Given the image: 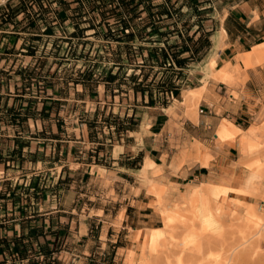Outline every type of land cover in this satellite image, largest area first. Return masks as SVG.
Wrapping results in <instances>:
<instances>
[{"label": "crops", "instance_id": "0c3cea01", "mask_svg": "<svg viewBox=\"0 0 264 264\" xmlns=\"http://www.w3.org/2000/svg\"><path fill=\"white\" fill-rule=\"evenodd\" d=\"M6 1L10 11L16 12L9 22L0 23V70L7 71L9 75L15 68L34 65L31 56L25 54L27 36H40L43 42L46 38L48 40L57 38L62 25L67 24L71 27L68 33L73 30L74 16L77 12L72 8L77 2ZM208 6L210 9L205 14L210 25L208 47L199 61L189 63L182 69L184 72L179 80L181 94L176 101L183 107V111L174 110L172 115L167 112L168 105L132 103L122 114H118L119 116L132 114L136 121L132 129L115 132L106 127L94 128L95 132H91V138L88 136L86 125L80 122L77 136L74 130H71L64 140L62 130L56 125L55 130L51 128L40 130L46 135L44 139L52 143H48L47 158L44 156L43 161L36 162L44 164L46 159L51 160L44 169L47 171L52 169L54 179L52 183L56 184L59 181L58 184H61L60 180L65 176L70 179L65 180L62 187H54L50 195L55 201L51 206L53 208L34 210L35 212L24 217L25 220H20L17 215L2 222L0 245H3L4 238L8 248L0 250V264L10 260L16 263L17 255L12 248L13 242L16 245L22 242L28 248L31 246L38 249L42 246L54 249L50 250L45 259H42L43 255L40 254L38 264L47 262L50 258L63 260L65 257L76 264H113L116 256L112 248L118 244L111 243L112 240L115 242V239L107 237V231L115 230L114 235H117L119 229H113L111 227L113 224L105 219L106 207L100 205L98 200L95 202L89 200L99 199L94 195L96 192L87 190L92 181L97 183L107 179L113 190L117 183L126 182V179L132 181L135 186V180H131L132 174L129 173L142 171L143 174H156L160 167L162 173L166 174V183L177 190L185 184L201 182L179 195L181 203L191 199L193 193H198V188L203 185L217 186L230 191L234 189L242 193L239 188L213 184L208 180L217 175L220 168L228 167L230 162L235 161L238 143L244 149L246 147L250 150L258 134V128L251 124L255 123L258 116L264 117V0H214ZM1 12L0 8V14ZM92 14L93 11L84 9L81 19L93 18L95 22L98 21V16ZM82 24L87 25L86 22ZM42 44L37 46L36 54L43 48ZM11 79L12 76L7 80ZM13 83L17 85L20 82ZM59 85L58 83L57 87H60ZM100 90L102 96L106 98L102 84H97L95 93L90 95L77 90L74 93L80 97L79 101L82 103H85V100L93 103L94 112L96 107L98 110L103 108L102 105L99 106L98 101ZM46 94L51 95L47 99L52 101L66 100V93L62 89L58 92L54 90L53 94L50 92ZM82 96L86 99H81ZM240 133L243 135L240 136ZM233 136L232 142L216 139ZM169 138H172L173 145L169 144ZM174 142L178 145L176 149L172 148ZM65 152L68 155L72 153V163L77 166L68 168L67 163L62 162ZM83 153H86L87 157L80 156ZM132 159L137 160L138 167L128 168L119 163ZM119 173L121 174L118 175ZM47 174L44 173L46 177H50ZM65 186L69 188L65 189ZM140 193L141 189H138L131 198L138 202ZM115 195L116 199L119 198L118 194ZM201 195L203 194L196 197L201 198ZM148 196L150 194L143 193L141 198ZM100 197L108 201L112 199L111 196ZM37 199L39 202L40 196ZM132 207L130 204L124 205L121 229L125 226H133L134 230L140 229L137 227L139 225L133 222ZM138 208L148 207L146 202H143V206L138 205ZM96 211H100L101 214H97ZM5 213L10 214L7 211ZM128 214H131V217ZM161 228L148 227L142 241L144 235L148 234L147 231ZM117 240L119 238H116V243ZM150 242L151 234L148 246ZM109 244L112 253H108L103 247ZM131 253L133 257V251H130L126 264L137 262L144 254L141 251L137 260L133 261Z\"/></svg>", "mask_w": 264, "mask_h": 264}, {"label": "rangeland", "instance_id": "374dc122", "mask_svg": "<svg viewBox=\"0 0 264 264\" xmlns=\"http://www.w3.org/2000/svg\"><path fill=\"white\" fill-rule=\"evenodd\" d=\"M156 4L160 5L155 6ZM177 7L179 10L176 13L174 9ZM162 9L170 12L171 15L168 14L167 17L163 16L161 20L156 21L159 31L164 32L160 35L154 33L145 40L135 39L129 45H125L122 42L112 40L104 41L91 37L87 38L86 44L81 47L78 45L79 40H70V46L77 51L80 48L88 50V58H92V61H88L90 63H82V59L76 61H61L62 63L55 70V74L59 77L58 82L60 88L66 93V100L51 101L47 99L50 97V94L36 93L37 88L34 85L29 87V93H25V97L41 94L38 100L44 99L46 102H59L60 104L57 106V114L55 117L52 113L54 106L51 105V112L48 118H36L35 120L27 118L22 124L19 135L4 120L0 121L1 156H6L14 148V140L29 141L28 147L22 148L24 155L21 163H9L7 169H3L2 165H0V192L6 193L5 196H7L5 199L0 200V223L4 222V218L6 217L18 215V206L20 204L17 201V197H21L22 199L21 206L25 215L32 214L35 212L34 210L53 208L51 206H53L55 201H53V197H50L54 190V183H52L54 180L52 178L53 171L52 169L48 171L44 169L51 160L49 158V160L46 159V163L44 164L42 162H36L38 160L43 161L44 156L47 157L49 155L48 143L52 142L44 139L46 135L40 130H48L49 128L55 130L56 125L62 130V138L64 140L66 139V134L70 133L71 130H74L77 136L79 132V116L85 114L87 120L93 118L94 104L86 100L85 103L79 101L80 97L76 96L74 92L77 90V92L82 93V88L79 84L74 85L70 82V78H78L79 72H85L87 70L90 73L89 78L100 79L107 71L111 73L118 71L116 80L110 85H107L106 98L102 96L100 90L98 101L99 106L102 105L103 108L98 110L96 116L98 123L102 115L105 116L110 112L122 114L123 110L128 109V106L132 103H146L148 93H151V99L154 105L162 106L161 103L165 102L169 106L167 112L172 115H174V110L183 111V107L176 101L179 100L181 94V83L179 81L181 76L176 77L172 73V70L176 69L174 65H171L172 70L168 69L167 66L169 64L167 62H170V50L174 52L178 47L169 49L168 46H179L182 42L191 46L186 36H190L192 41H195L197 38L198 33H193L196 29L194 22L197 20V17L194 12L195 8L188 7L185 4V0L151 1L149 12L153 19L157 18L155 12ZM92 15L97 17V11L94 10ZM146 15L147 11L141 13L140 18L142 20L139 25L145 21L147 18ZM185 21L192 24L187 33L183 31L184 26L182 23ZM200 24L202 31L205 27L209 26V23L206 21H202ZM70 29L71 27L69 25H62L61 30H59L60 33H57L58 37L49 38L50 40H46L43 49H40L46 53V63L41 72L45 76L44 78H49V73L54 71V68L49 65L53 57H56L51 54L53 51L50 50L52 48V40H56L55 42L59 45L56 48L58 49V56H63L64 58L70 57L65 52L68 43L65 42V39H59L63 38L61 36H67ZM57 40L61 41L59 42ZM159 48L163 49L168 55L164 66L158 65L163 61ZM96 55L106 57L107 59L99 60L101 58H97ZM182 56H186V53L180 54L178 57ZM117 60H119V64L121 65L119 69L116 68V65H113L116 64L113 62ZM93 63L94 66L92 67H84L83 65H93ZM180 72L182 75L184 71L182 70ZM10 75H12V79L8 81L5 78L6 76L0 74V110H3L5 106L12 103V94L20 92L19 87L21 85L18 75L12 73ZM132 75L136 77L135 83L130 78ZM168 80L173 85L178 86L176 95L169 93ZM12 81L19 83L16 85L18 91H14ZM136 83H139L138 88L143 90L142 93L140 91L135 92L132 89L133 84ZM83 93L86 94V91ZM81 99H86V97L82 96ZM37 106L39 107L40 104ZM195 111L197 112L196 107ZM251 125L258 128V134L250 150H247L246 147L244 149L238 143V152L235 156V161L230 162V166L228 167L220 168L217 175L210 177V180H208V182L213 184L239 188L242 190V193L236 192L234 189L232 191L222 189L223 191H214L211 194H205L203 192L204 187L201 186L203 189L201 187L198 188L199 192H195V195L193 194V197L188 202L181 203L179 195L201 182L194 181L181 186L177 190L166 183V174L162 173L160 167L156 174H143L142 171L129 173L132 174L130 175L132 176L131 180H135V186L132 181H128L127 179L126 182L117 183L114 190L107 179L97 183L90 182L87 190L96 192L94 195L100 200L93 198H89V200L92 202L98 200L100 205L106 207L105 219H108L113 224L111 226L113 229H119L117 235H114L115 230L107 231V237L115 239V242L112 240L111 243L118 244V246L113 248L111 244L103 246L107 249L108 253H112L111 248L115 250L114 255L116 257L113 264H126V259L130 251H133V257L131 253L133 261L137 260L141 251L144 252L146 257H149L150 247L148 246V241L151 232L147 231L148 234L144 235L143 241L142 236L148 227L159 226L162 227L164 242L161 256L170 257V264H201L202 256L205 254L208 243H211L210 250H212V255L216 262L214 264H264V117L258 116L255 123ZM242 135L240 133V136ZM216 139L217 141L229 140L232 142L234 136L225 139L217 137ZM66 144L68 145L70 143ZM169 144L173 145L172 138H169ZM172 148H178L177 142H174ZM44 150H46V153H44ZM70 154L68 155L65 152L64 155L63 153V157L65 156V158L62 162L67 163L68 168H73L77 165L72 163V153ZM80 156L87 157V154L83 153ZM33 159H36V161H32ZM256 161L259 164L258 166L255 165L256 163H253ZM82 167L85 168V166ZM46 172L48 173L47 176L50 177L44 175ZM121 177L124 178L122 175ZM138 189H141V193L138 202H136L131 197L132 194L138 192ZM32 192H36L35 195ZM114 192L118 194L119 198L116 199ZM143 193L150 194V196L141 198ZM200 194H203L201 198L196 197ZM34 196L37 197L35 198ZM39 196L41 200L38 202L37 198ZM100 196H103V198L111 196L112 199L108 201L107 199H101ZM143 202H146L148 208H138V205L143 206ZM125 204L133 206L131 211L134 214L133 222L139 225L137 227H140V229L134 230L133 226H125L121 229L120 222L123 218ZM5 211L10 214L6 215ZM250 212L251 214L253 212L252 215L255 214L256 217H251ZM96 213L101 214L100 211H96ZM128 215L131 217V214ZM254 219L258 220L255 221ZM116 238H119L117 243ZM180 242L183 243L182 248L184 251L181 260H178L177 256L181 254L179 251L180 246L178 247V243ZM199 247L201 249L200 252L197 251ZM42 264L76 263L66 260L65 257L63 260L62 258L61 260L55 259L54 262L45 261ZM162 264H165L164 260Z\"/></svg>", "mask_w": 264, "mask_h": 264}, {"label": "trees", "instance_id": "16d2710c", "mask_svg": "<svg viewBox=\"0 0 264 264\" xmlns=\"http://www.w3.org/2000/svg\"><path fill=\"white\" fill-rule=\"evenodd\" d=\"M76 1L77 4L72 9L76 11L75 21L73 22V30L68 33L67 36L59 39H65V42L68 43V47L66 48V54H68L70 57H63L58 56V44L55 42L56 40H52L51 45L52 48H50L51 51H53L51 54L53 56V60L50 62V66L54 68L53 72L49 73V78H44L45 76L41 74L43 71V68L45 66V51L40 50L39 54H36L35 51L37 50V46L42 44L45 45L47 38L42 42L40 36L32 35L27 36V45L25 47V54L31 56V58L34 60V65L32 67L26 66L25 68L21 69H14L12 70V74H16L19 77L20 92H15L12 94V103L8 106H5L3 110H0V121L4 120V122L10 126H12L14 132L19 135L20 129H22V124L27 118L32 119H42V118H48L49 114L51 112L50 107L51 105L54 106L52 113L54 114V117L57 114V106L60 104L59 102H46L44 99L38 100L37 96H40L41 94H35L37 96L29 95L28 97H25V93H29V87L31 85H34L37 90L36 93H43L46 94L50 92L53 94V91L56 90L57 92L61 89L60 87H57V84L59 83V77L55 74V70L61 65V61H67L72 60L76 61L78 59H82V63H90L88 61H92V58H88V50H83V48H80L78 51L70 46L71 39L79 40L78 45L83 47L86 44L85 37H94L97 39H102L104 41H115V42H122L125 45H129V43H132L135 39L136 40H145L148 39L152 34H162L164 32L159 31V27L156 24V21H159L162 19V17H167L168 14L171 15L170 12L167 10H158L155 12L156 19H153L150 15V3L153 0H72ZM214 0H185V4L188 5V7L195 8L194 12L197 17V20H195L194 24L196 26V29L193 31V33H198L197 38L195 41L191 40L190 36H186L187 40L191 43V46H189L187 43L182 42L179 46L173 45L168 46L169 49L178 47L177 50L174 52L170 50L169 54V63L168 69H171V65L175 66V70H172V73L176 75V77H182L181 72L183 68H185L189 63L199 61L200 58L203 56L205 50L208 47V41L207 36L210 32V25L205 27L202 31L201 24L202 21H206L208 17L205 16L206 13H208V10L210 9V3ZM160 4H156L155 6H159ZM0 8L2 9V12L0 14V23L3 22H9L12 17L15 16L16 12H11L10 8L8 7L7 1H5L3 4L0 5ZM84 9L88 11H97L98 21H94L90 19H81V16L84 15ZM178 7L174 9V11L177 13ZM83 11L82 13H80ZM143 11H147V18L145 21L141 23V13ZM92 21V22H91ZM87 23V25H84L82 23ZM208 23V22H207ZM184 26V33H187L189 28L192 26V24L187 23L186 21L182 23ZM88 32L85 34V32ZM33 33H37L36 31H33ZM33 41V42H32ZM37 41V42H36ZM61 41V40H57ZM85 41V42H84ZM43 49V48H42ZM159 52L162 56V62L158 64L159 66H164L165 60H167L168 55L164 52L163 49L159 48ZM41 53V54H40ZM186 53V56L178 57L180 54ZM41 55V56H40ZM97 58H101L99 60H106V57L96 55ZM116 64V68H120L119 60L116 62H113ZM84 67H92L94 66L91 64H83ZM10 70V69H9ZM0 74H3L6 76L5 78H11L12 75H8L7 71L0 70ZM90 73L86 70L85 72H79L78 78H70V82L72 84H79L82 88V93L87 92L89 95L91 93H95V88L97 84H102L104 89V94H106V90L108 88L107 85H110L112 82H114L118 76V71L115 73H111L110 71H107L106 74L100 78V79H91L89 78ZM180 77V78H181ZM133 83H135L136 77L134 75L130 76ZM37 81L39 83L37 84ZM169 84V93L177 94V85H173L170 80L167 81ZM139 83L133 84L132 89L137 92L140 91L143 92L142 89L138 88ZM14 91H18V87L13 83ZM110 88V86H109ZM26 91V92H25ZM80 95V93H78ZM9 95V94H7ZM113 95V94H112ZM51 96V95H50ZM17 103V104H16ZM150 103H153L151 99V93H148V100L146 102V105H149ZM16 104V106H14ZM40 104L38 107L37 105ZM162 106H166L167 104L165 102L161 103ZM98 114V108L96 107L93 112V118L91 120H87L85 117V114L78 117V122L84 123L89 131L88 136L91 138V132H95L94 128L101 129L102 127H106L107 129H111L115 132L117 131H123L125 129H132L134 125L136 124V121L133 119L132 114L130 116H119L117 113H108L105 116H101V120L98 123L96 120V116ZM17 139V138H15ZM15 145L14 148H12L6 156H1L0 153V165H2L3 169H7L9 163L15 162V163H21L23 160V147H28L29 141L27 140H14ZM47 158V157H46ZM32 161H36V159H33ZM137 160H125L121 165H124L128 168H136L138 167L136 165ZM70 179L69 177H66L63 180H60L61 184H58L59 181H57L56 184H54V187H62V183L65 182V180ZM69 186V185H68ZM65 186V189H68L69 187ZM36 192H32L33 195H35ZM6 193L0 192V200L5 199L7 196H5ZM35 198L37 196H34ZM17 201L20 204L18 206V210L20 211L18 213V218L20 220H25L24 218L26 215L24 214V211L21 210V197H17ZM26 199V198H25ZM16 216H10L6 219H12ZM0 226H2V223H0ZM3 245H0V250L8 248L7 241L3 238ZM21 242V241H20ZM12 245V248L16 251V263H14L13 260H10L7 263L3 264H38L40 262V259H38V256L41 254L43 255L42 259H45V256L47 254H50V250L54 249H48L47 247L39 246L38 249H34L33 247H29L24 245L22 242L19 244ZM27 249H30L29 251ZM29 254V255H28ZM23 258H26V260H22ZM3 261V260H2ZM55 259L50 258L47 262H54ZM40 264V263H39Z\"/></svg>", "mask_w": 264, "mask_h": 264}, {"label": "bare ground", "instance_id": "6f19581e", "mask_svg": "<svg viewBox=\"0 0 264 264\" xmlns=\"http://www.w3.org/2000/svg\"><path fill=\"white\" fill-rule=\"evenodd\" d=\"M256 166H258V162H253ZM204 187V189L202 188ZM201 188L203 189V192H205V194H211L212 192L214 191H221L222 188L220 187H217V186H209V185H203ZM200 188V187H199ZM196 190V189H195ZM194 190V192H195ZM223 191V190H222ZM194 194V193H193ZM195 195V194H194ZM190 197V195H189ZM184 199V198H183ZM190 200V198H189ZM199 200V199H198ZM184 202V201H183ZM188 202V201H187ZM200 203V202H199ZM198 203V204H199ZM191 206V205H190ZM191 208V207H190ZM189 209V208H188ZM197 210H199L197 208ZM252 210V209H250ZM255 210V209H254ZM193 212V211H192ZM199 213V212H198ZM209 214V213H208ZM253 214V212H252ZM251 212H250V215H252ZM192 215V214H191ZM195 215V214H194ZM195 217V216H194ZM251 217H256L255 214L252 215ZM171 218V217H170ZM191 219V218H190ZM251 220V219H250ZM255 220V219H254ZM258 220V219H257ZM255 220V221H257ZM167 222H169V220H167ZM209 240V239H207ZM211 240V239H210ZM208 242V241H207ZM217 243V242H215ZM163 245H164V242H163V232H162V228L161 229H156V230H152L151 231V242H150V248H149V257H146L144 254H142L138 261L135 262V263H132V264H162V261L164 260V263L165 264H170V257L168 256H161V253H162V249H163ZM182 245L183 243L180 242L178 243V247L180 246V249L179 251L181 252V254H179L177 256V259L178 260H181L182 258V253L184 251V249L182 248ZM200 246V245H199ZM206 251H205V254H203L202 256V260H201V264H214L216 263L215 260H214V256L212 255V250L211 249V243H208L206 245ZM205 248V247H204ZM200 247L199 249H197L198 252H200ZM201 253H203L201 251ZM162 260V261H161Z\"/></svg>", "mask_w": 264, "mask_h": 264}, {"label": "built area", "instance_id": "2783aa9c", "mask_svg": "<svg viewBox=\"0 0 264 264\" xmlns=\"http://www.w3.org/2000/svg\"><path fill=\"white\" fill-rule=\"evenodd\" d=\"M6 0H0V5L3 4ZM201 112V110H199Z\"/></svg>", "mask_w": 264, "mask_h": 264}]
</instances>
